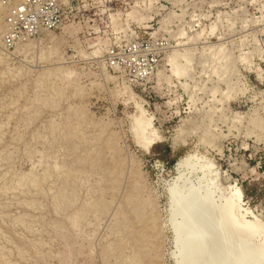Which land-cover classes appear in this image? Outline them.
I'll return each mask as SVG.
<instances>
[{"label":"rangeland","instance_id":"1","mask_svg":"<svg viewBox=\"0 0 264 264\" xmlns=\"http://www.w3.org/2000/svg\"><path fill=\"white\" fill-rule=\"evenodd\" d=\"M57 2L60 26L13 45L0 3V264L264 250V0Z\"/></svg>","mask_w":264,"mask_h":264},{"label":"built area","instance_id":"2","mask_svg":"<svg viewBox=\"0 0 264 264\" xmlns=\"http://www.w3.org/2000/svg\"><path fill=\"white\" fill-rule=\"evenodd\" d=\"M4 7V43L13 45L37 36L42 30H53L62 23L57 0H0ZM110 54V63H114ZM138 74H147L146 66L138 67Z\"/></svg>","mask_w":264,"mask_h":264},{"label":"bare ground","instance_id":"3","mask_svg":"<svg viewBox=\"0 0 264 264\" xmlns=\"http://www.w3.org/2000/svg\"><path fill=\"white\" fill-rule=\"evenodd\" d=\"M169 60H171V58L169 59ZM139 113V112H138ZM138 115V114H137ZM136 118H139V117H136ZM133 127H134V130H135V134L137 135V136H139L140 138H143V144H141V145H144L145 147H148L149 146V144H151L152 142H153V129H152V127L150 126V124L149 123H145V122H143V121H137L136 123H134L133 124ZM139 141V143H140V139L138 140ZM141 143H142V141H141ZM187 158V157H186ZM191 158V157H190ZM185 159V158H184ZM184 161H186V160H184ZM189 163V162H188ZM187 163V164H188ZM190 165H195L193 162H192V164L191 163H189ZM204 164H206L205 166H207V164L209 165L210 163H204ZM185 165V164H184ZM195 166H197V165H195ZM198 168H201V166L198 164ZM179 167V164H177V168ZM192 167V166H191ZM203 167V166H202ZM196 169V170H199V169ZM202 169V168H201ZM203 169H205V168H203ZM202 169V170H203ZM181 170V169H180ZM195 170V169H194ZM211 170V169H210ZM206 171V170H205ZM207 171H209V170H207ZM217 172V171H216ZM204 174H205V172H203ZM209 173H211V171H209ZM208 173V174H209ZM203 174V176L204 177H206L205 175ZM212 174V173H211ZM211 174H209L208 175V177L209 178H211L210 176H212ZM200 176V180L199 181H202L201 180V175H199ZM208 177H206V178H208ZM222 178V177H221ZM174 179V178H173ZM177 179H178V177H177ZM211 179H213V178H211ZM211 179H209V180H211ZM176 180V179H175ZM209 180H207V181H209ZM205 181V180H204ZM203 181V182H204ZM214 181V179L213 180H211L210 182L212 183ZM228 181V180H227ZM176 182H177V180H176ZM221 182V181H220ZM227 183V182H226ZM199 184V183H198ZM205 184H206V181H205ZM179 186V185H178ZM182 186V185H181ZM195 188V186L192 188V189H194ZM191 189V190H192ZM195 190V189H194ZM230 190H232V189H230ZM175 191H177L178 192V188H177V190H175ZM183 191V190H182ZM185 191V190H184ZM182 194V193H181ZM172 195V194H171ZM241 196V191L239 190V189H236L235 190V193H234V198H231V199H229L227 202H226V204H225V208L228 210V219L231 221V222H235L236 220V215L232 212V208L234 207V205H235V203H236V199H239V197ZM172 197H174V196H172ZM170 202V201H169ZM177 203V202H176ZM199 204V203H198ZM198 204H197V206H198ZM174 206V205H173ZM171 210V209H170ZM195 215V214H194ZM195 219V218H194ZM235 220V221H234ZM194 222V221H193ZM257 227H258V224L257 223H255V222H246V228H247V231H246V233H247V235L248 234H251L252 232H254V231H256V229H257ZM191 230V229H190ZM192 231V230H191ZM198 231H201V230H198ZM198 233H200V232H198ZM202 234H203V232H202ZM198 235V234H197ZM199 236V235H198ZM202 237V236H201ZM197 238V237H196ZM195 241V240H194ZM234 245H236V250L237 251H233V252H235V255H236V258H239L240 259V263L238 262V263H236L235 261H234V263H236V264H262V263H264V250L263 249H256L250 242H248V243H245L244 245H242V246H240V245H238V244H234ZM235 246H233V245H231L229 248V250L231 251L230 253H233L232 252V249L231 248H234ZM208 250V249H207ZM212 250V249H211ZM228 250V251H229ZM227 251V250H226ZM227 251V252H228ZM226 252V253H227ZM211 253V252H210ZM209 253V254H210ZM212 253H213V251H212ZM214 254V253H213ZM213 254H210V255H212V257L210 256L209 258H214L213 257ZM219 254V256H220V254H224V255H228L229 254V252L227 253V254H225V253H218ZM232 255V254H231ZM230 255V256H231ZM234 255V254H233ZM207 256H209V255H207ZM216 256H218L217 254H216ZM218 256V257H219ZM222 256V255H221ZM223 257V256H222ZM233 257V256H232ZM235 257V256H234ZM229 258V257H228ZM208 259V258H207ZM206 259V261H208ZM221 259V258H220ZM230 259V258H229ZM210 260H214L215 261V259H210ZM227 262L229 261V260H227V259H225ZM232 260V259H231ZM238 260V259H237ZM216 261H217V259H216ZM215 261V262H216ZM219 261V260H218ZM226 261H224V260H222V262H226ZM211 262V261H210ZM204 263H206V262H204ZM217 263V262H216ZM219 263H221V261L219 262ZM219 263H217V264H219ZM229 263H230V261H229ZM203 264V263H202ZM209 264V263H208ZM212 264H214V263H212ZM224 264V263H223ZM228 264V263H227ZM231 264V263H230Z\"/></svg>","mask_w":264,"mask_h":264}]
</instances>
